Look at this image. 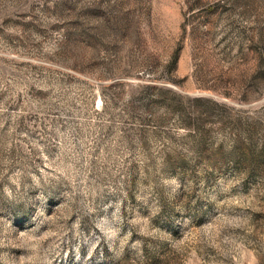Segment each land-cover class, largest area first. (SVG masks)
Masks as SVG:
<instances>
[{
	"label": "rangeland",
	"instance_id": "rangeland-1",
	"mask_svg": "<svg viewBox=\"0 0 264 264\" xmlns=\"http://www.w3.org/2000/svg\"><path fill=\"white\" fill-rule=\"evenodd\" d=\"M0 264H264V0H0Z\"/></svg>",
	"mask_w": 264,
	"mask_h": 264
},
{
	"label": "trees",
	"instance_id": "trees-1",
	"mask_svg": "<svg viewBox=\"0 0 264 264\" xmlns=\"http://www.w3.org/2000/svg\"><path fill=\"white\" fill-rule=\"evenodd\" d=\"M177 97H179L178 95H177ZM192 101H194V102H196V103H203V104H207V103H210L212 106H214V107H219V108H221L222 110H225L226 109V107L224 106V105H220V104H218V103H215V102H212V101H208V100H205V99H201V98H195V99H193ZM239 152H240V157L241 158H243L244 160H246V154H244L242 151H240L239 150Z\"/></svg>",
	"mask_w": 264,
	"mask_h": 264
}]
</instances>
